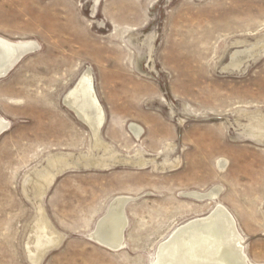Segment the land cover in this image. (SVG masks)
Masks as SVG:
<instances>
[{
    "label": "rangeland",
    "instance_id": "1",
    "mask_svg": "<svg viewBox=\"0 0 264 264\" xmlns=\"http://www.w3.org/2000/svg\"><path fill=\"white\" fill-rule=\"evenodd\" d=\"M0 37L40 47L0 79V264H31L40 220L60 237L41 264H153L217 205L264 264V0H0ZM87 70L100 145L64 102ZM214 187V201L186 196ZM123 196L114 251L91 235Z\"/></svg>",
    "mask_w": 264,
    "mask_h": 264
},
{
    "label": "bare ground",
    "instance_id": "2",
    "mask_svg": "<svg viewBox=\"0 0 264 264\" xmlns=\"http://www.w3.org/2000/svg\"><path fill=\"white\" fill-rule=\"evenodd\" d=\"M38 48L39 45L34 41L15 43L0 37V79L11 72L8 73L21 57H26ZM249 56L247 50L233 54L232 65L241 66ZM92 81V72L87 70L75 88L67 94L64 102L90 127L96 144L100 145L98 132L104 122V113L95 95ZM9 124L0 116V136L8 130ZM130 128L137 138L141 136L143 128L137 125ZM226 165L227 161H221L219 168L223 171ZM52 178V174H40L38 182L44 184ZM221 191V187H214L207 192L194 191L186 196L199 202L214 201L219 199ZM131 200L132 198L125 196L113 200L108 213L99 221L91 235L96 243L114 251L124 247V233L128 225L125 208ZM48 228L40 220L33 241L26 245L31 264H41L43 256L56 248L60 242L59 235L56 236ZM155 256L153 264H250L245 253L244 237L238 230L236 219L222 205H217L207 216L193 219L178 227L159 244Z\"/></svg>",
    "mask_w": 264,
    "mask_h": 264
},
{
    "label": "water",
    "instance_id": "3",
    "mask_svg": "<svg viewBox=\"0 0 264 264\" xmlns=\"http://www.w3.org/2000/svg\"><path fill=\"white\" fill-rule=\"evenodd\" d=\"M22 58H23V57H21L17 62L19 63V62L22 60ZM18 63H17V64H18ZM15 66H16V65H15ZM15 66H13V67L8 71V73H9V72H10ZM8 73H7V74H8ZM7 74H6V75H7ZM77 117H78V116H77ZM78 119H79V117H78ZM80 120H81V119H80Z\"/></svg>",
    "mask_w": 264,
    "mask_h": 264
}]
</instances>
